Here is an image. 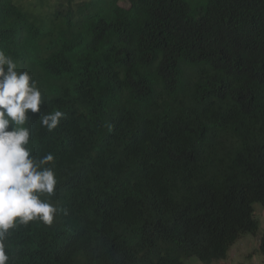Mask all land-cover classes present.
I'll return each mask as SVG.
<instances>
[{
    "label": "trees",
    "instance_id": "obj_1",
    "mask_svg": "<svg viewBox=\"0 0 264 264\" xmlns=\"http://www.w3.org/2000/svg\"><path fill=\"white\" fill-rule=\"evenodd\" d=\"M55 3L0 0V50L65 113L26 126L67 214L11 229L9 264L225 259L264 210V0Z\"/></svg>",
    "mask_w": 264,
    "mask_h": 264
},
{
    "label": "clouds",
    "instance_id": "obj_2",
    "mask_svg": "<svg viewBox=\"0 0 264 264\" xmlns=\"http://www.w3.org/2000/svg\"><path fill=\"white\" fill-rule=\"evenodd\" d=\"M44 97L29 72L18 70L16 62L0 50V264H9L6 240L17 224L39 220L51 225L63 209L41 199L55 193V157L39 158L27 147L31 129L30 114H39L40 125L55 129L65 117L56 110L44 114Z\"/></svg>",
    "mask_w": 264,
    "mask_h": 264
},
{
    "label": "rangeland",
    "instance_id": "obj_3",
    "mask_svg": "<svg viewBox=\"0 0 264 264\" xmlns=\"http://www.w3.org/2000/svg\"><path fill=\"white\" fill-rule=\"evenodd\" d=\"M25 8H36L45 14L57 3L55 0H14ZM201 0H188L191 6L199 4ZM121 6L127 7L128 0H119ZM253 215L259 222L256 234H246L239 238L229 249L227 257L211 264H264V255L257 250L258 238L264 231V210L259 203L253 204ZM185 264H202L197 258L189 257Z\"/></svg>",
    "mask_w": 264,
    "mask_h": 264
}]
</instances>
